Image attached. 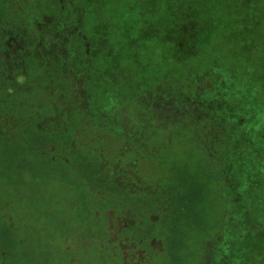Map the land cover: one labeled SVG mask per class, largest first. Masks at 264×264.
<instances>
[{
    "label": "rangeland",
    "instance_id": "1",
    "mask_svg": "<svg viewBox=\"0 0 264 264\" xmlns=\"http://www.w3.org/2000/svg\"><path fill=\"white\" fill-rule=\"evenodd\" d=\"M139 3L145 8V0H138L136 4ZM171 8L160 11L157 17H153L151 26L138 28V33L133 35H155L165 45L163 52L175 58L177 64L195 55L198 42L207 33V39L216 37L218 48L227 52L232 43L247 36L253 14L264 11L262 0H175V6ZM107 11L118 22L134 15V12H126L117 4L109 5ZM141 14L144 19L148 15L147 12ZM39 16L34 23V38L26 28L2 29L0 56L8 61L35 48V57L45 64L42 77L45 83L49 80L45 87L51 95L61 98L63 88L57 83H60L58 78L70 62L69 56L72 55V61H75L73 65H78L82 64L84 55H73L67 37L55 32V16L46 15V12ZM112 28L118 34L114 37L118 42H121L119 36L128 37L131 34L117 24ZM107 29L106 26L98 27L99 38L96 37L92 44L93 57L106 62L109 59L104 40ZM252 37L249 32L244 38L247 52L253 44V40L248 38ZM130 43L134 45L137 42L131 40ZM239 46L234 44L233 48L238 50ZM150 51L153 58V46ZM129 52L127 49L119 53L116 49L114 59ZM234 55L231 52L229 56L221 57L219 68L222 71L228 69ZM16 62L18 60L13 59L8 63L14 65ZM239 64L243 65L242 62ZM150 71L152 78L145 86L148 92H133L146 94L148 102L159 97L167 88L176 93H186L187 85L195 82L197 77V72L193 70L185 79L186 87L177 89L170 74H160L152 68ZM221 76L222 72H217L220 82L223 80ZM224 78L230 82L229 89L232 84L234 87L228 91L227 86L215 84L209 92L213 103L205 105L207 112L220 107L222 117H204L201 124L215 130L222 141L218 142L220 149L232 152L238 145L242 151L240 134L243 124L247 128L255 123L256 109H261V116L264 114V78L257 96L259 108L255 100L247 99L244 92L238 89L233 77L224 74ZM175 80L178 86L180 78L175 77ZM213 94L215 97L211 98ZM115 107L116 112L124 116L120 121L111 122L113 132L101 135V140H88L89 137L85 136L80 151L91 155L86 157L83 153L79 158L69 156L72 161L70 167H64L52 151L46 152L45 161H40L38 154L29 153L28 157L34 158L30 159L32 162L26 161L23 158L26 155H22L19 161L15 157H7L0 164V264H199L196 261V244L198 240L202 241V245L208 244L215 232L216 193L213 186L226 184V177L211 176V166L206 158L194 147L184 145L186 132H182L180 138L171 133L163 112H152L150 108L146 115L140 106L143 112L134 117L132 114L137 110L132 109L130 104L124 107L117 103ZM259 123L263 125L264 120H259ZM128 139H136L140 143V148L136 150L140 152L137 165L131 161L135 157L131 150L133 144L123 141ZM257 140L258 147L261 145L264 149V131ZM101 148H105L102 154ZM243 160L244 166H247L252 158L245 157ZM256 161L264 165V150L253 157V167ZM88 163L95 170L98 167L106 169L108 176L115 175L118 183L115 181L114 184L111 182L97 187L95 180L87 176L91 168ZM223 167L217 166L215 170L222 171ZM246 187L244 191L247 193L255 186L250 184L248 187L246 184ZM178 189L181 193L192 195L189 214L173 219L167 212L156 211V200L167 198L169 202H174ZM174 206L176 203L171 205ZM146 207L153 208L154 212ZM107 211L114 215L107 216ZM226 211L220 215V225L228 229L234 217L227 216ZM149 215H153V221L147 219ZM120 235H130L135 239L144 236V242L138 249L133 240ZM262 245L264 247V242ZM260 252L258 264H264V248L261 247Z\"/></svg>",
    "mask_w": 264,
    "mask_h": 264
},
{
    "label": "trees",
    "instance_id": "2",
    "mask_svg": "<svg viewBox=\"0 0 264 264\" xmlns=\"http://www.w3.org/2000/svg\"><path fill=\"white\" fill-rule=\"evenodd\" d=\"M70 1L75 6L81 7L76 17L75 12L71 11ZM70 1L0 0V34L2 29L22 27L26 28L27 32H31L30 36L34 38L36 32L34 23L46 8L57 13L59 31L67 33L66 26H70L72 30L75 28L72 36L68 37V46L73 55L77 53L84 55L82 64L78 65H73L75 61L69 56L70 62L58 78L64 92L61 98L51 95L45 87L49 82L48 80L45 83L46 80L42 77L45 64H41L35 57V48L19 57L13 56L8 61L0 56V164L7 157H15L19 161V156L22 155H26L23 156L26 161L32 162L30 159L34 158H29V153L38 154L39 160L45 161L46 152L52 151L54 157L59 158V162L64 167H70L72 161L70 162L69 156L79 158L83 153L86 157L91 155L87 151H80L81 143L85 141L82 139L88 136V140H101V135L112 133L111 122L120 121L124 116L116 112V104L119 103L124 107L129 105L128 102H117L114 99L115 90L124 87L122 75L115 77L111 75L115 63L94 59L91 55L92 48L88 50L92 45L91 33L94 24L106 20L109 5L120 4L123 0H109L107 6H95L93 12L88 6H84V0ZM262 6L264 7V1ZM253 16L249 20V25L252 26L248 29L247 36H242L244 39L248 37L249 32L253 34L252 38H248L253 40L251 50L248 52L244 46L245 40L241 38L232 43L226 52L225 49L218 48L216 37L207 39L209 34L207 33L198 42L195 55L171 69L173 71L171 74L180 78L178 86L175 85L177 89L186 87L185 79L193 70L197 72L196 81L187 85L186 93H176L177 108L167 107L164 114L170 124L171 133L174 132L175 136L180 138L182 132H186L184 145L187 148L194 147L206 158L207 164L211 166L209 170L211 176L226 177L224 178L226 184L213 186L216 193L215 232L212 233L208 244L202 245V241L198 240L196 261L199 264H253L254 262L258 264L261 247L264 248L262 245L264 242V169L262 167L264 165L256 161L253 167V157L257 154L253 147L256 143H251L247 138L248 133L243 132L245 127L242 126L240 134L242 151L238 145L232 152L225 148L222 150L218 146V142L222 141L215 130L201 124L205 120L204 117L217 115L219 118L222 117L223 110L220 107L216 106L207 112L205 105L213 103L209 99V92L215 84L227 86L228 91L234 87L232 84V88L229 89L230 82L228 79L226 82L224 74L233 77L236 80H233L235 85L241 80H247L248 83L255 81L256 85H260L263 81L264 11ZM154 43L150 36H143L136 44H129L126 49H134L141 53L136 59H128V56L123 54V57L115 59L118 62L116 68H122L129 74L132 72L138 74L143 66L152 64L153 67L154 59L152 60V52L149 49ZM234 44L240 45L238 50L233 48ZM105 51H108V46ZM231 52L235 55L228 69L223 72L219 68L221 57L229 56ZM13 59H17L18 62L9 65L8 62ZM205 60H207L206 66ZM241 62L242 66L239 64ZM161 63V67L165 68L166 65L162 61ZM259 63H262L261 67L258 66ZM217 72H222L221 82L218 81ZM57 84L60 86L59 83ZM201 96L207 101L205 105L203 101L200 102ZM213 97L214 94L211 98ZM161 102L170 105L163 100ZM158 109L162 111L163 107ZM137 115V112L132 114L134 117ZM123 141L133 144L131 148L135 156L133 159L137 160L140 157V152H136L140 148L139 141L137 142L136 139ZM104 150L105 148L100 149L101 154ZM245 157L252 158L247 166L243 163ZM88 165L91 166L89 163ZM217 166H224V169L215 170ZM89 169L87 176L95 180L97 187L111 182L118 183L115 175L109 177L106 169L102 167L95 170L91 166ZM245 183L248 187L250 184L255 187L246 193ZM178 193L180 194L177 196ZM100 194L104 192L100 191ZM177 194L174 202H169L167 198L156 200V211L162 214L167 212L173 219L186 217L189 214L188 207L192 202V195L181 193L179 189ZM173 203H176V206L171 207ZM146 209L154 212L151 207ZM224 210H227L225 212L227 216L234 217L228 229L223 224L220 225V215ZM106 214L109 217L114 215L110 211ZM231 226L235 227L230 228ZM120 237L133 240L135 248L138 249L144 242V236L136 239L130 235H120Z\"/></svg>",
    "mask_w": 264,
    "mask_h": 264
},
{
    "label": "flooded vegetation",
    "instance_id": "3",
    "mask_svg": "<svg viewBox=\"0 0 264 264\" xmlns=\"http://www.w3.org/2000/svg\"><path fill=\"white\" fill-rule=\"evenodd\" d=\"M137 1L138 0H123L122 3L117 4V6H121V8L126 12H134V15L128 16L122 22H118L116 19H114V17H112L109 14H107L108 16L106 17L105 21L98 22V23L96 22V24H94L95 26L92 29L91 42L93 44L94 39H96V37L99 38L98 32H97L98 27L106 26L108 28L106 35H104L105 44L108 46V51H109L108 61L110 63H115V65H116L114 68V71L111 73V75L113 77H115L116 75H122L123 76V84L122 85H124V87L117 88L115 90V94H114V99L117 100V102H128L132 109L137 110V113L144 111L143 113L146 115L149 114L150 108H152V112H153L155 110L161 111L160 109H158V107H163V110L161 112L166 114L167 107L177 108V100H176V92L175 91H173V90L170 91V89L167 88V91L163 92L159 97H157L155 99H149L150 103L146 99V94L133 93V92H136L139 90L148 92V88H146L145 86L149 85V83L151 81V78H152V72L150 71L151 68L156 70V71H159L160 74H162L163 72H165V75L167 73L170 74V76L172 77L173 85L177 86L175 76L173 74H171V72H173V71H171V69L173 67H176L177 63L175 62V58H172L163 52V48L165 47L164 43L159 38L155 37V35L154 36L149 35L153 39V41L155 42L154 46H153L155 49V54L152 58V60L154 59V66L151 67L152 64H149L147 66H143V68H141L142 70L138 74H135L134 72L129 74V72L123 71L122 68H116V67H118V62L114 59L113 53H114V50H116V49L119 53H123V52L127 51V49L125 47H128L129 44H132V43H130L131 40L139 42V39H141L143 36L142 35H133V34L138 33L137 29L151 26L152 22H153V17H157L158 13L160 11H167L168 9L172 10L171 7L175 6V0H153V1L145 0V4H146L145 8H144L143 4H140V3L136 4ZM262 1H264V0H262ZM108 2H109V0H84V6H86V7L88 6V9L91 12H93V8L95 6H98V5L107 6ZM169 2H174V3H169ZM70 3L72 6L71 11L75 12V17H76V13L79 11V8H81V7L75 6L72 3V1H70ZM158 7H159V9H158ZM44 12H46V15L55 16V17L57 14L56 12L49 11L46 8L44 9V11L42 13H44ZM145 12H147L148 15L144 19V15H142L141 13H145ZM135 13H137V14H135ZM115 24H117L120 27H124L123 29H128V32L131 33L128 37L119 36V39H121V42H118L117 39L114 38L115 36L118 35L114 32V30L112 28V26L113 25L115 26ZM58 26H59V20L57 18L55 32L59 33V34H61V33L64 34L67 37L66 39H67V44H68V40H69L68 37L72 36L75 28H74V30H72L70 26H66L68 32L63 33L57 29ZM122 33H123V31H122ZM137 38H138V40H137ZM90 48H93L92 45H91V47L90 46L88 47V50ZM128 49H130V48H128ZM69 50H70V47H69ZM131 51H134V49H131L129 53H125V55L128 56V59H131V58L136 59L139 56V54L141 53L139 51H134V52H131ZM91 55H92V51H91ZM71 56L72 55H70V57ZM94 59H95V57H94ZM161 61L166 65L165 68L161 67V64H162ZM261 65H262V63H259L258 66L261 67ZM59 85L61 86L62 84L59 83ZM237 85H238V89H241V91H243L244 94L247 96V99L249 98V100H251L252 102H253V100H255L257 103V101H258L257 96L259 95L258 93L262 89V87H260L259 85H256L255 81H251V83H248L247 80L246 81L241 80L239 82V84H237ZM163 96H165V98H163ZM160 99L165 101V102L170 103V105H164ZM205 100L206 99L203 96L200 97V102L201 101L204 102L203 105H205L207 103V101H205ZM140 106L143 107V111L140 110ZM256 107H258V103L256 104ZM260 114H261V109L260 108L256 109V111L254 112V115L256 116V118H254L255 123L252 126L247 127V128H246L245 124H243L245 127L243 132L248 133L247 138L249 140H251V143H253V144L256 143L257 148L255 145L253 147V150L256 153L260 150H264L260 144H259L260 148L258 147V140H257L258 136L264 131V124L262 125L259 123V120H262V121L264 120V116H263L264 114L262 116ZM251 116H253V115L251 114ZM260 125H262V126L260 127ZM131 161H132V164L135 165L137 160L133 159ZM140 176H141V174H140ZM151 216L153 217V215H149L148 218L150 220H154V217H153V219H151ZM124 223H123V225H125Z\"/></svg>",
    "mask_w": 264,
    "mask_h": 264
}]
</instances>
